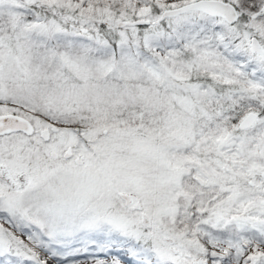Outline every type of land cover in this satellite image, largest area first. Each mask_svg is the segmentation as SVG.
I'll return each mask as SVG.
<instances>
[{
    "label": "snow or ice",
    "instance_id": "6c2138e0",
    "mask_svg": "<svg viewBox=\"0 0 264 264\" xmlns=\"http://www.w3.org/2000/svg\"><path fill=\"white\" fill-rule=\"evenodd\" d=\"M0 264H264V0H0Z\"/></svg>",
    "mask_w": 264,
    "mask_h": 264
}]
</instances>
